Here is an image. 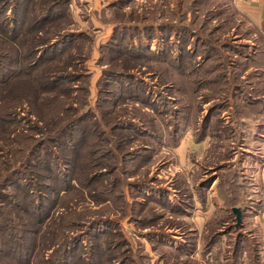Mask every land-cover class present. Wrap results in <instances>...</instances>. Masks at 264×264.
I'll use <instances>...</instances> for the list:
<instances>
[{
    "label": "rangeland",
    "instance_id": "374dc122",
    "mask_svg": "<svg viewBox=\"0 0 264 264\" xmlns=\"http://www.w3.org/2000/svg\"><path fill=\"white\" fill-rule=\"evenodd\" d=\"M114 3L118 6L108 7ZM67 6L74 32L90 38L84 39L86 76L77 84L88 89L85 110L97 114L89 117L95 132L79 145L78 166L63 163L57 168L77 186L60 195L66 194L67 202L84 201L77 208L90 219L66 248L72 250L70 262L239 264L241 258L240 264H249L253 252L262 264L264 191L253 179L254 168L247 171L238 160L245 129L238 111L248 98H264V77L255 65L234 76L246 57L242 52L251 54L258 47L257 35L247 31L251 25L234 15L229 0H72ZM9 7L1 8L8 18L13 14ZM18 15L22 17V10ZM163 21L166 30L159 27ZM116 22L121 41H112L116 50L101 59L106 50L101 44ZM68 47L69 42L59 48ZM191 52L198 62L211 56L227 65L228 95L203 98L215 89L211 82L194 95L178 88L174 61L182 55L184 62L192 60ZM125 86L130 93L123 91ZM206 115L210 126L202 137L210 134L215 152L199 161L190 146L191 134L199 138L204 132ZM63 148L55 146L54 156ZM188 179H193V189L207 184L208 189L202 188L205 197L192 196ZM222 180L226 188L219 185ZM53 196L45 201V210ZM234 206L241 210L239 223ZM35 255L41 257L40 252Z\"/></svg>",
    "mask_w": 264,
    "mask_h": 264
},
{
    "label": "trees",
    "instance_id": "16d2710c",
    "mask_svg": "<svg viewBox=\"0 0 264 264\" xmlns=\"http://www.w3.org/2000/svg\"><path fill=\"white\" fill-rule=\"evenodd\" d=\"M71 1L0 0V264H72V250L66 248L75 242L78 227L88 226L86 221L90 220L77 208L80 203L84 207L83 200L67 202L63 197L66 194L60 195L64 190L66 193L76 190L77 186L71 185L66 177L69 175L59 174L57 169L63 163L78 166L82 154L79 145L87 133L95 132L94 126L88 123L93 122L89 117L97 115L91 116L85 110L88 89L77 84L86 76L82 70L87 59L84 39L90 38L74 32L73 14L67 6ZM7 3L13 13L10 18L3 16L1 10ZM113 6L118 4L108 7ZM60 7L65 9L58 10ZM21 10L20 18L17 16ZM243 20L247 22L244 17ZM118 23L114 24L110 38L101 44V48H106L101 59L116 50L112 41L120 40L122 28H117ZM247 24L252 26L248 33L254 32L259 43L254 53L241 51L246 57L238 62L234 76L255 65L254 70L264 77V22L262 26ZM159 25L165 30L168 26L164 21ZM67 42L68 48L76 50L59 48ZM194 52L189 54L192 60L184 62L182 55L174 61L178 88L182 92L185 88V93L189 89L194 95L204 83L211 82L215 89L206 92L203 98L214 99L218 92L228 95L227 65L222 60L213 62L211 56L198 62ZM123 91L130 93L126 86ZM263 110L264 98L252 96L238 115L252 117ZM202 120L201 135L209 128L211 117L206 115ZM54 145L60 150L67 147L66 151L63 148L61 155L54 156ZM222 181L219 185L225 187L226 182ZM206 185L197 184L201 198L205 197L202 188ZM10 187H13L11 192ZM227 189L235 191L232 187ZM51 194H54L53 201L45 210V201L52 199ZM59 205L61 208L56 212L54 207ZM36 252L41 253L40 258ZM251 253L249 264H261L259 254ZM226 257L230 258L228 254ZM238 259L240 264L241 258Z\"/></svg>",
    "mask_w": 264,
    "mask_h": 264
},
{
    "label": "crops",
    "instance_id": "0c3cea01",
    "mask_svg": "<svg viewBox=\"0 0 264 264\" xmlns=\"http://www.w3.org/2000/svg\"><path fill=\"white\" fill-rule=\"evenodd\" d=\"M231 3L233 7V13L236 17L237 15L238 17H244L248 23L256 26H262L264 22V0H232ZM242 121L245 124V129L243 130L244 133L241 134L242 142L239 145L240 151L238 154V160L242 165V168L245 170L248 171L247 168H254L253 179H256V181L258 180L257 183L259 182V185L264 191V110L259 115L243 117ZM202 136L203 135H200V137L197 138V136L191 134L190 141V146L193 152H195V155L199 161L209 160L214 156L212 153L215 152L214 150L212 152L214 147L212 148L213 140H210V134L208 133L205 137ZM181 141H183V139H181ZM181 141L180 145L182 149L184 144ZM223 143L225 142H220L219 144L223 145ZM237 152L238 151H236V154ZM222 155L224 156L225 153ZM222 161L225 160L222 159ZM242 172L244 173V171ZM189 181L192 186V196L199 197V193L195 185L193 189V179H190ZM206 189H208L207 186ZM262 230L261 259L262 264H264V229Z\"/></svg>",
    "mask_w": 264,
    "mask_h": 264
},
{
    "label": "water",
    "instance_id": "95a60500",
    "mask_svg": "<svg viewBox=\"0 0 264 264\" xmlns=\"http://www.w3.org/2000/svg\"><path fill=\"white\" fill-rule=\"evenodd\" d=\"M233 210H234V212L237 213V221L239 223L241 221V210H240L239 206H234Z\"/></svg>",
    "mask_w": 264,
    "mask_h": 264
},
{
    "label": "built area",
    "instance_id": "2783aa9c",
    "mask_svg": "<svg viewBox=\"0 0 264 264\" xmlns=\"http://www.w3.org/2000/svg\"><path fill=\"white\" fill-rule=\"evenodd\" d=\"M260 217H261V224L263 225L264 228V201H263L262 209L260 211Z\"/></svg>",
    "mask_w": 264,
    "mask_h": 264
}]
</instances>
